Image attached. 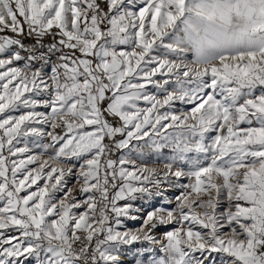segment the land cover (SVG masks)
Wrapping results in <instances>:
<instances>
[{"label": "snow or ice", "instance_id": "obj_1", "mask_svg": "<svg viewBox=\"0 0 264 264\" xmlns=\"http://www.w3.org/2000/svg\"><path fill=\"white\" fill-rule=\"evenodd\" d=\"M135 244L264 264V0H0V264Z\"/></svg>", "mask_w": 264, "mask_h": 264}, {"label": "rangeland", "instance_id": "obj_2", "mask_svg": "<svg viewBox=\"0 0 264 264\" xmlns=\"http://www.w3.org/2000/svg\"><path fill=\"white\" fill-rule=\"evenodd\" d=\"M130 227H136L137 225H133L129 223ZM146 245L135 244L132 246H127L125 249L122 250V264H136L137 259H147L150 258L149 254H145L144 257H141L136 249L145 247ZM29 264H35V260H30Z\"/></svg>", "mask_w": 264, "mask_h": 264}, {"label": "crops", "instance_id": "obj_3", "mask_svg": "<svg viewBox=\"0 0 264 264\" xmlns=\"http://www.w3.org/2000/svg\"><path fill=\"white\" fill-rule=\"evenodd\" d=\"M49 71H50V69H49ZM176 107H177L178 109L183 110V109H188V108H190L191 106H190V105H185V104L180 103V102H177ZM21 146H22V145H21ZM130 223H132L133 225H137L136 222H130ZM137 226H138V225H137Z\"/></svg>", "mask_w": 264, "mask_h": 264}]
</instances>
